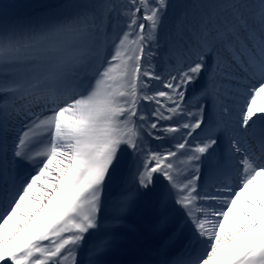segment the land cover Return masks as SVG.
<instances>
[{"label":"snow or ice","instance_id":"1","mask_svg":"<svg viewBox=\"0 0 264 264\" xmlns=\"http://www.w3.org/2000/svg\"><path fill=\"white\" fill-rule=\"evenodd\" d=\"M13 7L0 264H118L142 230L134 264H264V0Z\"/></svg>","mask_w":264,"mask_h":264},{"label":"rangeland","instance_id":"2","mask_svg":"<svg viewBox=\"0 0 264 264\" xmlns=\"http://www.w3.org/2000/svg\"><path fill=\"white\" fill-rule=\"evenodd\" d=\"M173 2H176V0H173ZM0 3H8V4L15 5V7H13L10 10L11 15H13V16L19 14L21 7H24V6L27 7L25 9H28V6H30L31 8L47 6L43 2V0H0ZM53 4H55V3H53ZM37 9H39L38 11H42L41 8H37ZM27 11L28 10H26L25 12H27ZM199 87H200L199 82H196V83L190 85L187 95H191L193 90H197V89H199ZM254 108H256V109L264 108V93H262L260 96L256 97ZM258 114H261V113L258 112ZM120 182H121V178L117 177V179L114 181V183L110 186L109 191L110 192L115 191L116 188L120 185ZM142 232L146 233L147 237H149V235L147 234L146 231L142 230ZM122 247H125V245L123 243H121V248H120L119 252L117 253V255L114 257L120 261H124L125 258H122V257H128V255L130 253L128 247H127V251L121 252ZM126 253H128V255L124 256V254H126Z\"/></svg>","mask_w":264,"mask_h":264},{"label":"trees","instance_id":"3","mask_svg":"<svg viewBox=\"0 0 264 264\" xmlns=\"http://www.w3.org/2000/svg\"><path fill=\"white\" fill-rule=\"evenodd\" d=\"M43 2L45 3V5H51L53 3H57L58 0H43ZM45 6H41V7H34V8H31L30 6H28V9H25L27 8L26 6L24 7H21V10L19 12V14L17 15H14L15 17H30V16H35L37 15L38 13H40L41 11H38L39 9L37 8H41L42 10L44 9ZM12 9V8H11ZM10 9V10H11ZM26 10H28L27 12H25Z\"/></svg>","mask_w":264,"mask_h":264},{"label":"bare ground","instance_id":"4","mask_svg":"<svg viewBox=\"0 0 264 264\" xmlns=\"http://www.w3.org/2000/svg\"><path fill=\"white\" fill-rule=\"evenodd\" d=\"M125 247H122L121 252L127 251V246H125ZM127 255H128V253L124 254V256H127ZM122 258H127V257H122ZM114 259L118 262V264L124 263V262H122V261H120V260H118L116 258H114Z\"/></svg>","mask_w":264,"mask_h":264}]
</instances>
